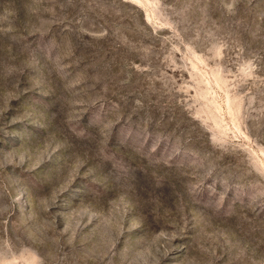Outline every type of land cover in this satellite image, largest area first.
Masks as SVG:
<instances>
[{
    "label": "rangeland",
    "instance_id": "rangeland-1",
    "mask_svg": "<svg viewBox=\"0 0 264 264\" xmlns=\"http://www.w3.org/2000/svg\"><path fill=\"white\" fill-rule=\"evenodd\" d=\"M0 264H264V0H0Z\"/></svg>",
    "mask_w": 264,
    "mask_h": 264
}]
</instances>
